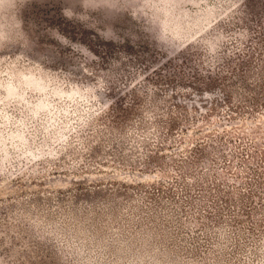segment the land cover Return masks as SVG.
Returning a JSON list of instances; mask_svg holds the SVG:
<instances>
[{"label":"rangeland","instance_id":"1","mask_svg":"<svg viewBox=\"0 0 264 264\" xmlns=\"http://www.w3.org/2000/svg\"><path fill=\"white\" fill-rule=\"evenodd\" d=\"M0 264H264V0H0Z\"/></svg>","mask_w":264,"mask_h":264},{"label":"trees","instance_id":"2","mask_svg":"<svg viewBox=\"0 0 264 264\" xmlns=\"http://www.w3.org/2000/svg\"><path fill=\"white\" fill-rule=\"evenodd\" d=\"M129 105H132V104L129 103ZM108 106H109V104H108ZM106 107H107V106H105V108H106Z\"/></svg>","mask_w":264,"mask_h":264}]
</instances>
